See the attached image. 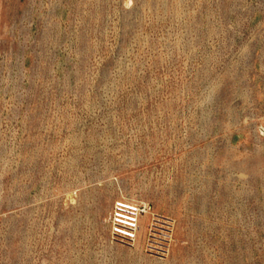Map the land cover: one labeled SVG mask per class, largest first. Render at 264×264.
<instances>
[{
    "label": "rangeland",
    "instance_id": "rangeland-1",
    "mask_svg": "<svg viewBox=\"0 0 264 264\" xmlns=\"http://www.w3.org/2000/svg\"><path fill=\"white\" fill-rule=\"evenodd\" d=\"M0 264H264V0H0Z\"/></svg>",
    "mask_w": 264,
    "mask_h": 264
},
{
    "label": "built area",
    "instance_id": "built-area-1",
    "mask_svg": "<svg viewBox=\"0 0 264 264\" xmlns=\"http://www.w3.org/2000/svg\"><path fill=\"white\" fill-rule=\"evenodd\" d=\"M145 208L146 206L127 199L115 200L109 216L111 224L110 240L120 245L134 247L140 217ZM149 221L144 249L152 256L164 257L172 242L175 219L163 213L154 212Z\"/></svg>",
    "mask_w": 264,
    "mask_h": 264
},
{
    "label": "bare ground",
    "instance_id": "bare-ground-1",
    "mask_svg": "<svg viewBox=\"0 0 264 264\" xmlns=\"http://www.w3.org/2000/svg\"><path fill=\"white\" fill-rule=\"evenodd\" d=\"M154 212H156V213H160V214H162L163 212L162 211H160V210H153V212H151L150 214H149V216H145V210L142 212V215H141V217H140V223H139V227H138V234H137V239H136V246L137 245H140L139 243L141 242V243H143L142 245H143V248L145 247V238H146V236H147V233H148V225H149V220L152 218V216H153V214H154ZM111 213V212H110ZM163 214H165V215H168V214H166V213H163ZM168 216H170V215H168ZM172 217V216H171ZM173 218V217H172ZM145 222H146V228H147V230H145L146 231V233H145V236H144V240L143 239H140V236H141V234H140V232H141V227H143V226H145ZM148 223V224H147ZM109 236L111 235V224H110V219H109ZM175 225H176V221H175ZM173 232H174V229H173ZM172 232V233H173ZM141 238H142V236H141ZM165 257V256H164Z\"/></svg>",
    "mask_w": 264,
    "mask_h": 264
}]
</instances>
